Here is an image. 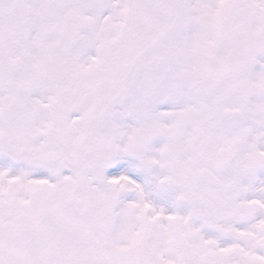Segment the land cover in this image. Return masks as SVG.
Here are the masks:
<instances>
[{
    "label": "snow or ice",
    "instance_id": "1",
    "mask_svg": "<svg viewBox=\"0 0 264 264\" xmlns=\"http://www.w3.org/2000/svg\"><path fill=\"white\" fill-rule=\"evenodd\" d=\"M0 264H264V0H0Z\"/></svg>",
    "mask_w": 264,
    "mask_h": 264
}]
</instances>
